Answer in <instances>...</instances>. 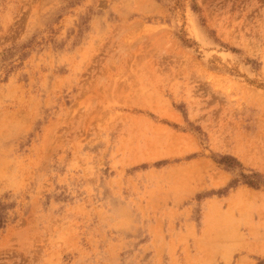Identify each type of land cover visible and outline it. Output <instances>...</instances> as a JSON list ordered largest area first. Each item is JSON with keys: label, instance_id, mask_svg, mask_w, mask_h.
<instances>
[{"label": "rangeland", "instance_id": "obj_1", "mask_svg": "<svg viewBox=\"0 0 264 264\" xmlns=\"http://www.w3.org/2000/svg\"><path fill=\"white\" fill-rule=\"evenodd\" d=\"M0 264H264V0H0Z\"/></svg>", "mask_w": 264, "mask_h": 264}]
</instances>
